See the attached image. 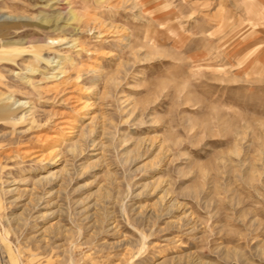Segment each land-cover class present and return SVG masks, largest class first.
Segmentation results:
<instances>
[{"label":"rangeland","instance_id":"1","mask_svg":"<svg viewBox=\"0 0 264 264\" xmlns=\"http://www.w3.org/2000/svg\"><path fill=\"white\" fill-rule=\"evenodd\" d=\"M0 264H264V0H0Z\"/></svg>","mask_w":264,"mask_h":264}]
</instances>
